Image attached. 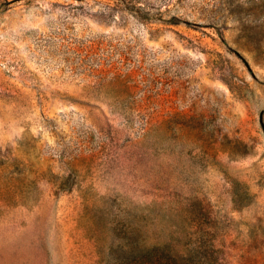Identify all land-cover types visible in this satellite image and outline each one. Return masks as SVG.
Masks as SVG:
<instances>
[{
    "label": "rangeland",
    "instance_id": "rangeland-1",
    "mask_svg": "<svg viewBox=\"0 0 264 264\" xmlns=\"http://www.w3.org/2000/svg\"><path fill=\"white\" fill-rule=\"evenodd\" d=\"M0 264H264V0H0Z\"/></svg>",
    "mask_w": 264,
    "mask_h": 264
}]
</instances>
